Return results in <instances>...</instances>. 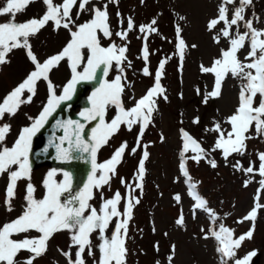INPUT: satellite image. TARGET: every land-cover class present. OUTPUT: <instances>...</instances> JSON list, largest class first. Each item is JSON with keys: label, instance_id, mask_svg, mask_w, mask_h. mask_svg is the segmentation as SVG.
Returning <instances> with one entry per match:
<instances>
[{"label": "snow or ice", "instance_id": "snow-or-ice-1", "mask_svg": "<svg viewBox=\"0 0 264 264\" xmlns=\"http://www.w3.org/2000/svg\"><path fill=\"white\" fill-rule=\"evenodd\" d=\"M32 2L34 0H5L4 6L0 7V16L10 17L8 21L0 22V64L8 62L6 57L14 49L23 48L34 66L16 87L0 99V176L8 175L4 203L9 212L13 210L18 181L22 179L29 181L25 189V204L21 214L0 225V264H18V254L22 250L31 254L26 264H33L34 260L46 253L50 239L62 231L70 233L71 243L68 251L60 250L68 264H86V256L94 255V247L99 249V259L94 260L93 264H126L129 222L132 220L135 205L140 201L132 195L133 185L128 184L123 178L121 183L127 189L125 196L116 190L110 198H105L102 189L110 185L117 174V168L124 158L128 145L126 141L122 142L111 157L102 162H98V153L119 132L122 125L128 130H131L134 125L140 126L137 138V146H140L144 130L152 124L153 113L157 111V99L161 97L165 101L168 99L161 79L165 65L171 56L160 60L154 73L153 85L145 94L139 99L135 96L131 97L134 103L131 107H125L123 96L126 87L131 85V82L127 80L126 68L132 67L127 56L128 34L136 27L132 18L127 19L126 28L113 32L109 22L108 3L102 6L93 4L91 8H88L87 6L92 4L93 0H79V2L78 0H61L60 3H54V0H43L46 11L40 18L18 22L16 14ZM109 2L118 3V0H109ZM251 4L252 0H221L217 16L208 22V30H216L213 37L215 43H220L221 39L225 38L229 46L221 49L220 56L213 60L211 66L203 64L200 66L203 73L214 75L213 88L204 96L205 104L210 98L221 96L223 82L229 74L241 81L239 104L234 113L224 121L230 129L222 127L220 121H215L211 129H205L206 132L216 133L214 144L208 150L204 149L190 133L181 130L184 152L191 150L195 153L189 158L196 162L202 159L208 160L213 168L217 167V162L210 158L211 152L219 151L225 161L233 154L241 156L245 154L246 141L253 138L248 135L253 124L257 136H264V28H257L252 19H245V11ZM229 6H234L231 14ZM74 8H77L76 17H79L82 12L90 11L91 18L83 23H76L73 18ZM117 16H120L119 12ZM180 19L185 18L180 17ZM49 22L54 24L56 30L60 28L68 30L70 39L58 53L41 62L32 50L30 37L37 34ZM123 23L124 21L121 20V24ZM221 24L223 26L218 28ZM241 24L245 29L243 32L240 31ZM155 25L156 20L153 19L148 24L140 25L138 29L143 34L140 58L145 62L142 68L145 76H153L148 66L152 54L148 38L151 34L158 33ZM181 32V26L177 25L176 51L173 55L179 57L182 71L189 45ZM114 36L124 43L117 44L113 39ZM101 38L109 41L107 46L102 44ZM246 43L249 50L241 60L238 53L245 48ZM196 47L195 44L191 45V48ZM65 60L69 64L71 76L58 94L57 86L53 84L50 73ZM114 67L117 74L114 78L108 79L109 72ZM41 81L46 82L48 87L47 101L37 116H28L30 123L21 128L16 139L9 146L6 141L11 132V124L2 123V121L6 115L15 116L23 105L32 102ZM93 81L98 84L89 97L90 107L84 108L79 113L86 123L81 122L80 119L71 118L57 120L55 127L62 130L63 134L53 135L48 141V148H54L56 158L62 162L83 159V154H87L91 165L87 180L81 187L76 188L72 172L52 169L42 182L45 189L43 196L37 198L35 185L31 182L33 139L48 124L61 105L73 98L78 84ZM199 92L200 90L197 89L198 94ZM258 95L260 99L257 103ZM110 108H114L116 114L108 119ZM93 121L96 122L95 126L91 128L90 133L86 134L85 129ZM199 122L200 118L195 117L193 123ZM48 148L43 150L44 153H47ZM135 151L136 148H133L132 152ZM148 156L149 153L145 150L138 165L136 174L138 182L135 183V188H143L146 171L144 161L148 159ZM259 161L258 167L253 162H250L247 167L239 161L233 165L234 168L250 174V177H254L255 174L261 177L258 181L260 187L254 197L253 208L237 221V223L251 221L249 230L234 238L235 230L220 224L218 231L212 228L205 233L206 239L210 235L218 241L216 251L221 254V264H228L229 260H234V264H250L251 257L256 254L251 252L243 258H235L236 250L242 242L253 237L258 210L264 208V205L259 203L260 193L264 191V153H259ZM180 169L189 182L188 194L194 201V209L207 212L214 224L217 215L209 207L208 201L197 191L196 184L191 183L192 178L185 161L181 162ZM60 174L63 178L55 179ZM251 182L252 178L246 180L245 187ZM98 191L101 192L102 200L99 209L91 203ZM122 200L125 201L123 212L120 210ZM175 200L180 202L181 195L176 194ZM114 220L115 225L109 236L107 233ZM176 222L178 225H184L185 218L182 212ZM33 231L39 235L29 236L28 234ZM201 231L205 230L202 228ZM94 233L98 234L99 239L96 245H93L92 240ZM21 235L23 238H14ZM73 248H75L74 254ZM172 248L174 253L175 245ZM171 259L170 256L169 261Z\"/></svg>", "mask_w": 264, "mask_h": 264}, {"label": "rangeland", "instance_id": "rangeland-1", "mask_svg": "<svg viewBox=\"0 0 264 264\" xmlns=\"http://www.w3.org/2000/svg\"><path fill=\"white\" fill-rule=\"evenodd\" d=\"M39 2L40 4H36ZM61 0H54L60 3ZM79 2V0H78ZM221 0H118V3L109 0H93L87 7L93 4L102 6L108 3L110 25L113 32L127 27V19L132 18L135 28L128 34V59L132 63L131 68H126L127 80L131 82L126 87L123 96L125 107H131L134 101L131 97L139 99L145 94L148 88L153 85L154 73L158 68L161 59L171 56L165 65L164 75L161 84L166 89L168 97L165 101L162 97L157 99V111L153 113L152 124L144 130L137 146V138L140 126L134 125L131 130L121 126L107 145L99 151L98 162L111 157L114 151L122 142H127L128 149L125 152L121 164L117 168V174L113 177L110 185L102 189L105 198H110L116 190L125 196L127 189L121 183V178L128 184H132L133 197L139 199L133 209V217L129 222L128 239L126 247L128 254L126 264H221V254L216 251L218 241L205 233L209 229L219 230V225L235 230L234 238L246 233L252 225L251 221L237 223L254 206V197L260 187L258 181L261 177L255 174L250 177L244 171L234 168L233 165L239 161L244 167L253 162L258 167L259 153H264V136H257L255 125L248 135L253 138L246 141V152L244 155L233 154L225 161L219 151L211 152L210 158L215 159L217 167L213 168L208 160L202 159L199 162L190 159L195 155L191 150L184 152V140L182 129L190 133L206 150L214 144L216 133L205 131L211 129L215 121H220L222 127L230 129L225 119L232 115L239 104V92L241 81L233 78L231 74L225 79L222 85V92L219 98H210L205 104L203 102L205 93L211 91L214 85V75L203 73L201 64L211 66L213 60L220 56L221 49L229 45L225 38L220 43L213 40L216 30H208V22L218 14V6ZM5 0H0V7H3ZM234 6H229L230 14ZM46 11L43 0H34L28 4L23 11L16 14L18 22H25L32 18H40ZM77 8L73 9V18L76 23H83L90 19V11L82 12L76 17ZM117 12L120 16H117ZM180 17L185 19L181 20ZM256 18H259L258 20ZM10 19L8 15L0 16V22ZM156 20L155 27L158 33H153L148 38V45L152 53L149 58V69L153 76H145L142 68L145 62L140 58L143 45L139 26ZM245 19H252L256 27L264 24V0H252L245 11ZM121 20L124 21L121 24ZM182 28L181 35L189 45L183 61V70H180L179 57L175 53L176 27ZM223 24L219 25L222 27ZM245 29L241 24L240 31ZM69 31L63 28L56 30L54 24L49 22L37 34L30 37L33 52L42 62L47 57L58 53L69 41ZM117 44H122L118 37H113ZM102 44L107 46L109 41L101 38ZM197 45L191 48V45ZM246 45L238 55L241 60L247 54ZM7 63L0 64V99L16 87L33 69V64L26 55L23 48L14 49L7 57ZM248 62V61H244ZM117 74L115 67L109 72L108 79L114 78ZM71 71L68 62L62 61L59 66L50 73V78L57 86V93L70 79ZM197 89L200 90L199 94ZM182 93V97H181ZM48 87L46 82L38 84L37 94L29 104L23 105L15 116L6 115L2 123L11 124V132L7 136L6 143L10 146L16 139L21 128L30 123L28 116L35 117L41 111L42 106L48 98ZM91 94L89 88L85 97ZM27 95V93L25 94ZM259 95L256 98L259 102ZM81 112V107L78 109ZM116 114L114 108H110L108 119ZM200 118L198 124L193 123L195 117ZM38 137H34L33 146L39 143ZM146 146V148L144 147ZM136 148L135 152L132 149ZM149 153L148 159L144 161L145 175L143 188H135L138 165L143 158V152ZM182 161L186 162L189 175L195 183L197 191L217 215L213 224L210 216L202 209H194V201L188 194L187 178L183 176L180 169ZM65 170L63 166L43 164L32 166L31 182L35 185L37 198L43 196L45 189L43 180L46 174L52 170ZM62 174L55 179L61 180ZM252 178V182L245 187V181ZM29 181L22 179L18 181L17 193L13 200V210L9 212L4 203L5 190L8 185V175L0 176V225L15 219L23 210L25 204V189ZM176 194H180L182 200H175ZM91 203L98 209L102 204L101 192H97ZM259 203L264 205V191L260 193ZM125 201H121L120 210L124 211ZM183 213L184 225H178L177 219ZM256 228L251 239H245L242 245L236 250V259L245 257L248 253L259 252L263 254L260 264H264V208L258 210ZM115 220L110 225L108 235L114 228ZM205 231L202 232L201 229ZM29 236H38L35 231ZM14 238H23L18 236ZM93 245L99 243L98 234L92 236ZM70 233L62 231L56 233L48 242L46 253L33 264H68L67 259L60 250L68 251ZM175 245L173 253L172 246ZM158 246V247H157ZM73 254L75 248L72 249ZM87 251V250H86ZM93 256H86V264H93L99 259V249H93ZM28 251H21L18 254V264H26L30 257ZM172 257L169 261V257ZM228 264H234L229 260Z\"/></svg>", "mask_w": 264, "mask_h": 264}, {"label": "water", "instance_id": "water-1", "mask_svg": "<svg viewBox=\"0 0 264 264\" xmlns=\"http://www.w3.org/2000/svg\"><path fill=\"white\" fill-rule=\"evenodd\" d=\"M93 83H94L95 87L98 84V82H96V81H93ZM85 85H86V82H81L80 84L77 85V89H76V92H75L73 98L70 101L64 102L61 105L60 109H58L57 112L54 114V116L49 120L48 124L40 131V133L42 135H44V137H45V143L43 144V146H41L39 149H37L35 151V154L33 155V159L35 161H41L44 159H51L53 161L62 162L56 158L55 149L54 148H48V141L53 135L59 136V135L63 134L62 130L56 129V127H55L57 120H65V119L71 118V119H80L81 122H85L81 118H78L74 114V107H75L76 103L80 100V98L82 97ZM86 107H90V101L86 104ZM85 132H86V129H85ZM86 138H87V136H86ZM45 148H48L47 153H44V151H43ZM83 155H84L83 159H74V160H71L69 162L70 163V172H72V174H73L72 165H74L75 169L82 167V171L80 174H76V175L73 174L74 183H76V184L85 183L87 180V177L90 173L91 165L88 162L87 154H83ZM259 262H260V253H258L255 256L252 264H259Z\"/></svg>", "mask_w": 264, "mask_h": 264}]
</instances>
